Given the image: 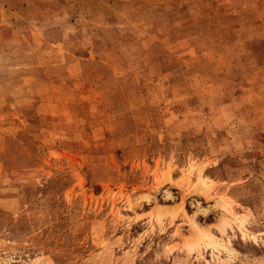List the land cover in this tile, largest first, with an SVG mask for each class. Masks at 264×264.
Segmentation results:
<instances>
[{"label": "rangeland", "instance_id": "374dc122", "mask_svg": "<svg viewBox=\"0 0 264 264\" xmlns=\"http://www.w3.org/2000/svg\"><path fill=\"white\" fill-rule=\"evenodd\" d=\"M0 264H264V0H0Z\"/></svg>", "mask_w": 264, "mask_h": 264}, {"label": "bare ground", "instance_id": "6f19581e", "mask_svg": "<svg viewBox=\"0 0 264 264\" xmlns=\"http://www.w3.org/2000/svg\"><path fill=\"white\" fill-rule=\"evenodd\" d=\"M168 173V172H167ZM202 180V179H201ZM194 223V222H192ZM191 223V224H192ZM193 225V224H192ZM190 227V226H189ZM192 232L195 236V238H197V240H201L204 241L206 243L207 246H213L215 248V246L217 245V243L214 240L213 235H211L208 232L203 231L201 228H199L198 226H196L194 224L193 228H192ZM193 238V237H192ZM194 239V238H193ZM192 245V244H191ZM190 246V245H189ZM188 246V247H189Z\"/></svg>", "mask_w": 264, "mask_h": 264}]
</instances>
